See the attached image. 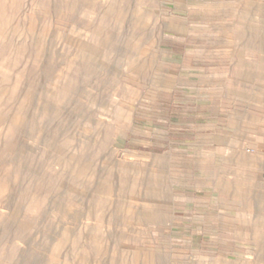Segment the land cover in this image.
I'll return each mask as SVG.
<instances>
[{"label": "rangeland", "instance_id": "374dc122", "mask_svg": "<svg viewBox=\"0 0 264 264\" xmlns=\"http://www.w3.org/2000/svg\"><path fill=\"white\" fill-rule=\"evenodd\" d=\"M0 264H264V0H0Z\"/></svg>", "mask_w": 264, "mask_h": 264}]
</instances>
